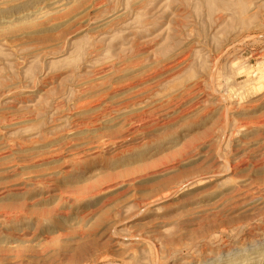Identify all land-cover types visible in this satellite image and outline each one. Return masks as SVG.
<instances>
[{"label":"rangeland","instance_id":"rangeland-1","mask_svg":"<svg viewBox=\"0 0 264 264\" xmlns=\"http://www.w3.org/2000/svg\"><path fill=\"white\" fill-rule=\"evenodd\" d=\"M0 264H264V0H0Z\"/></svg>","mask_w":264,"mask_h":264},{"label":"bare ground","instance_id":"bare-ground-1","mask_svg":"<svg viewBox=\"0 0 264 264\" xmlns=\"http://www.w3.org/2000/svg\"><path fill=\"white\" fill-rule=\"evenodd\" d=\"M33 214H34V213H33ZM33 214H32V215H33Z\"/></svg>","mask_w":264,"mask_h":264}]
</instances>
